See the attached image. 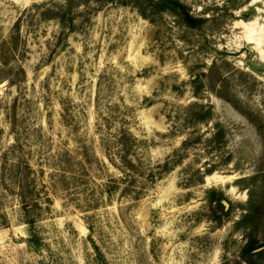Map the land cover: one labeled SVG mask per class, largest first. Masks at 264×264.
Listing matches in <instances>:
<instances>
[{"label": "rangeland", "instance_id": "rangeland-1", "mask_svg": "<svg viewBox=\"0 0 264 264\" xmlns=\"http://www.w3.org/2000/svg\"><path fill=\"white\" fill-rule=\"evenodd\" d=\"M179 1L0 0V264H264V0Z\"/></svg>", "mask_w": 264, "mask_h": 264}, {"label": "trees", "instance_id": "trees-1", "mask_svg": "<svg viewBox=\"0 0 264 264\" xmlns=\"http://www.w3.org/2000/svg\"><path fill=\"white\" fill-rule=\"evenodd\" d=\"M170 3V7L174 9V11L180 16L182 22L187 26L194 27L201 23L203 17L197 14H194L191 9L179 0H168ZM261 248H264V245H261ZM256 247H251L247 245V247L243 248L242 255L251 254Z\"/></svg>", "mask_w": 264, "mask_h": 264}, {"label": "bare ground", "instance_id": "bare-ground-1", "mask_svg": "<svg viewBox=\"0 0 264 264\" xmlns=\"http://www.w3.org/2000/svg\"><path fill=\"white\" fill-rule=\"evenodd\" d=\"M263 36V38H264V35H262ZM209 178V177H208ZM211 178V177H210ZM215 178H217V180H218V182H220V183H223L224 181H226V180H228L229 178H230V176H217V177H215ZM212 179V178H211ZM214 180H216V179H214ZM216 180V181H217Z\"/></svg>", "mask_w": 264, "mask_h": 264}]
</instances>
